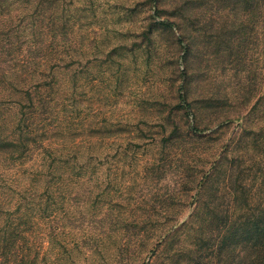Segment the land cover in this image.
Segmentation results:
<instances>
[{
	"label": "rangeland",
	"instance_id": "1",
	"mask_svg": "<svg viewBox=\"0 0 264 264\" xmlns=\"http://www.w3.org/2000/svg\"><path fill=\"white\" fill-rule=\"evenodd\" d=\"M191 1L32 0L22 10L0 0V31L22 24L4 109L14 120L18 100L30 110L14 88L44 101L34 114L47 149L4 158L22 162L9 172L32 202L20 217L24 241L16 236L26 249L15 246L30 264H191L209 242L199 232L227 162L238 159V172L247 160L264 179V16L239 0H197L198 9ZM186 67L195 72L184 87ZM31 72L44 74L41 83ZM205 99L214 105L202 107ZM234 114L243 117L200 130ZM242 126L255 136L241 139ZM16 198L0 205L1 225ZM183 223L182 241L163 235Z\"/></svg>",
	"mask_w": 264,
	"mask_h": 264
},
{
	"label": "trees",
	"instance_id": "2",
	"mask_svg": "<svg viewBox=\"0 0 264 264\" xmlns=\"http://www.w3.org/2000/svg\"><path fill=\"white\" fill-rule=\"evenodd\" d=\"M30 3H32V0H18V8L24 10ZM190 3L194 5L193 9H198L197 0H192ZM238 3L241 4V9L245 12H249L251 8L256 9L257 16H260L262 21V16H264V0H239ZM243 4L245 7L242 6ZM177 9L182 10L185 9V7L180 6ZM21 25V23H16L13 29L5 32L0 31L1 98L3 97L1 94L6 91L7 84H11V82L8 81L13 80L16 71V61L19 59V56H22L20 50V53L16 51V40L13 39V37L16 38V36L21 37L22 34H19L21 32L19 29ZM193 46V42H188L186 49L191 51ZM30 47L32 48V46ZM40 49L41 47L37 48V50ZM8 61H11V67L5 65ZM32 62H37L38 66L40 60ZM184 70L186 73L184 77L185 87L193 70L195 72V68L186 67ZM32 72L31 74H33V77H31V79L37 78V83H41L44 74ZM26 74H28V72H26ZM184 87H182V90L186 95H181L183 97L182 101L187 100V98H185L187 92L184 90ZM40 89L41 88H39L38 91H40ZM14 90L23 94V99L29 101L30 110L26 111L25 107L22 106L23 102L18 100L17 103H21V106L18 110L19 114L17 119L14 120L13 117L15 114L11 113V109L9 111L4 109V102L0 98V205L11 206L13 202L9 204L6 201L10 196L17 197L16 199L19 201L16 202L18 207L13 212V216L10 220H7L2 225L0 224V264H30V260H27L25 253L17 251L15 246L18 250L26 249L23 242L20 245L17 244L16 241H18L19 238L16 236L19 235L21 241H24V232L19 229H23L25 223L23 220H20V217L25 215L24 210L27 209L28 204H32V202L26 201L27 198L24 197L23 194L21 195V192L26 189V186H24L22 180L17 179V173L14 170L13 172H11L12 170L9 172L11 167L17 169L18 166L22 165V162L7 163L4 158H13V161L14 159L17 161L28 153L31 154L36 150L43 151L47 149L44 143V137L40 138L37 136V133L41 131L36 128V126H39V122H41L40 115L34 114L36 111L34 108L37 106L40 110L44 105V101L41 99V95H38V98L33 96L29 89H26L25 93L23 89L17 91L14 88ZM188 105L186 110L187 114H189V111H191L190 114H194L191 104ZM212 105L214 104H210L208 99H205V104L202 107ZM182 108L186 107L182 105ZM236 114L233 116L226 115L225 117L218 116L213 124L206 123L203 129L200 130H210L216 126H218L217 128H222V125L227 120L234 117H243L242 114L239 116H236ZM201 120L204 119L202 118ZM242 127H244V132H247L248 135L241 139L248 140L255 136L256 131H253L252 128L248 130L245 126ZM237 161L238 159L235 160V158H233L227 162L229 172L226 171L224 177L225 182L221 183V188L218 187L220 196H216L215 191H218L217 189H215L211 195V199H219V203L214 206H208L209 209L204 211L206 214L205 224H209V228L207 231H204L202 228L199 232L200 237L204 236L201 240L203 238H208L209 242H204L205 244H203L201 248L202 253H199L200 260L197 259L195 261L196 256L194 254L192 257L189 256V259L192 260L191 264H264V179L262 181L259 180L261 177L260 174H262L261 170L263 169L257 167L258 170L255 172L254 167L247 164V160H242L243 168L236 172L235 166L239 165ZM218 164H220V161ZM33 172H36V174L40 176L39 179L43 177L40 170H34ZM206 175L205 181L209 180V178L211 179V173L207 172ZM193 179L195 180V176L192 180ZM204 180H198L197 186L201 187V184L205 183ZM37 185H39V183ZM41 205L42 203H39V206ZM193 215L194 212L191 213L190 219H192ZM176 225L177 224L168 226L163 235L173 232V236H177V238H180L182 241L184 235L181 229L185 227L187 223L180 224L179 226ZM190 225L191 224H188V226ZM188 226H186V228ZM156 227L162 228L163 226L161 224H156ZM187 236L188 233L186 232V237ZM14 238H17V240H14ZM157 243L160 242L158 241ZM181 243L180 251L186 250ZM213 255H215V259L212 260L211 258Z\"/></svg>",
	"mask_w": 264,
	"mask_h": 264
}]
</instances>
